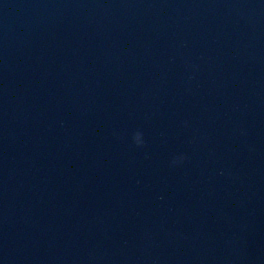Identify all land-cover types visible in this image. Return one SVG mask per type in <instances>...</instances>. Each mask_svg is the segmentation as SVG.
<instances>
[{
  "label": "water",
  "instance_id": "95a60500",
  "mask_svg": "<svg viewBox=\"0 0 264 264\" xmlns=\"http://www.w3.org/2000/svg\"><path fill=\"white\" fill-rule=\"evenodd\" d=\"M0 264H264V0H0Z\"/></svg>",
  "mask_w": 264,
  "mask_h": 264
},
{
  "label": "clouds",
  "instance_id": "9594fccd",
  "mask_svg": "<svg viewBox=\"0 0 264 264\" xmlns=\"http://www.w3.org/2000/svg\"><path fill=\"white\" fill-rule=\"evenodd\" d=\"M134 140H135V142L137 143V145L138 146H143V140H142V133H140V132H137L136 134H135V136H134ZM180 159V161L182 162L184 159H187V157H181V158H179ZM173 163L175 164V163H177V160H173Z\"/></svg>",
  "mask_w": 264,
  "mask_h": 264
}]
</instances>
